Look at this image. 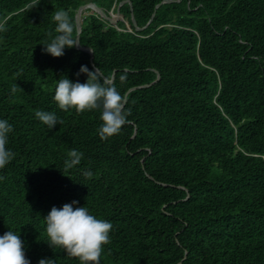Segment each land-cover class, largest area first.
<instances>
[{
	"label": "trees",
	"instance_id": "trees-1",
	"mask_svg": "<svg viewBox=\"0 0 264 264\" xmlns=\"http://www.w3.org/2000/svg\"><path fill=\"white\" fill-rule=\"evenodd\" d=\"M165 1L0 0V118L15 153L0 170V235L20 233L31 264H80L45 243L43 218L72 201L113 224L100 264H264V0ZM90 3L119 11L117 24L84 11L93 54L44 53L54 11L78 34ZM82 65L126 97L128 123L106 141L99 110L53 100L61 76L86 82ZM37 110L63 123L49 130Z\"/></svg>",
	"mask_w": 264,
	"mask_h": 264
},
{
	"label": "clouds",
	"instance_id": "clouds-1",
	"mask_svg": "<svg viewBox=\"0 0 264 264\" xmlns=\"http://www.w3.org/2000/svg\"><path fill=\"white\" fill-rule=\"evenodd\" d=\"M40 2L41 0H37L36 6ZM52 19L56 22L55 34L50 33L49 39L41 45L44 53L59 58L64 55L65 49L78 46L80 38L67 10H55ZM0 31H3L2 26ZM81 74L87 76L84 83L78 80L73 82L67 76L56 80L53 100L63 111L75 109L76 112L83 113L99 110L102 123L98 135L101 140L106 141L118 134L128 123L130 113L125 110L126 97L110 79L100 76L98 68L89 70L86 65H82L77 75ZM125 79L126 75L122 74L120 80ZM16 87L12 89L13 92ZM35 118L49 130L63 123L51 111L37 110ZM13 132L14 126L7 119L0 118V170L15 158V153L7 147L9 135ZM82 155L75 149L71 150L72 159L66 162V166L79 164ZM83 175L91 178L94 174L91 170H85ZM3 180L4 176L0 175V182ZM43 220L45 243L50 248L62 249L66 256L78 258L80 264H100L104 246L110 243V232L113 228L110 221L97 218L88 207L78 206L77 201L66 203L60 208L53 206ZM0 264H31L26 257L25 244L20 233L9 229L0 235ZM38 264H56V260L40 259Z\"/></svg>",
	"mask_w": 264,
	"mask_h": 264
},
{
	"label": "water",
	"instance_id": "water-1",
	"mask_svg": "<svg viewBox=\"0 0 264 264\" xmlns=\"http://www.w3.org/2000/svg\"><path fill=\"white\" fill-rule=\"evenodd\" d=\"M126 2H127V1H123V2L121 3V5H124ZM165 2H173V0H168V1H165ZM165 2H163V3H165ZM163 3H162V4H163ZM162 4L158 5V7H160ZM87 9H93L94 11H96V12H98L100 15H102L106 20L110 21V23H112V24H117L118 21H119V11H118V13H117L116 16H113L112 13H111V16H110V15H107V14H106V13L100 8V7H98L96 4L90 3V4L83 5V6H81V7L77 10V12H76V23H77V29H78V35H79V38H80V35H81V31H82V22H83V20H82V15H83L84 11L87 10ZM115 17H116V18H115ZM133 22H134V25L137 26V22H136V20H135L134 17H133ZM151 22H152V19H151V21L149 22V24H150ZM149 24H148V25H149ZM148 25H147V26H148ZM147 26L144 27V28H138V30H143V29L147 28ZM76 48L79 49V50H82V51H84V52H86V53H90L91 55L93 54V50H92L91 48H89V47H83V46H81L80 43L78 44V46H76ZM90 49H91L92 51H91ZM92 60H93V58H92ZM98 71H99V70H98ZM99 74H100V71H99ZM158 80H160V76L158 77ZM113 81H114V76H113L111 82H113Z\"/></svg>",
	"mask_w": 264,
	"mask_h": 264
},
{
	"label": "rangeland",
	"instance_id": "rangeland-1",
	"mask_svg": "<svg viewBox=\"0 0 264 264\" xmlns=\"http://www.w3.org/2000/svg\"><path fill=\"white\" fill-rule=\"evenodd\" d=\"M84 19V16L82 15V20Z\"/></svg>",
	"mask_w": 264,
	"mask_h": 264
}]
</instances>
